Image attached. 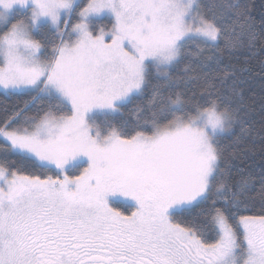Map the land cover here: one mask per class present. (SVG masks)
I'll list each match as a JSON object with an SVG mask.
<instances>
[{
	"label": "snow or ice",
	"instance_id": "1",
	"mask_svg": "<svg viewBox=\"0 0 264 264\" xmlns=\"http://www.w3.org/2000/svg\"><path fill=\"white\" fill-rule=\"evenodd\" d=\"M257 154L264 0H0V264H264Z\"/></svg>",
	"mask_w": 264,
	"mask_h": 264
},
{
	"label": "trees",
	"instance_id": "2",
	"mask_svg": "<svg viewBox=\"0 0 264 264\" xmlns=\"http://www.w3.org/2000/svg\"><path fill=\"white\" fill-rule=\"evenodd\" d=\"M261 2L262 0H255V3L257 5H259ZM253 88L257 94L260 93L261 89H260L259 80L256 81V83L253 85ZM262 165H264V160H262L260 155L257 154L250 164V170L253 172H258Z\"/></svg>",
	"mask_w": 264,
	"mask_h": 264
}]
</instances>
